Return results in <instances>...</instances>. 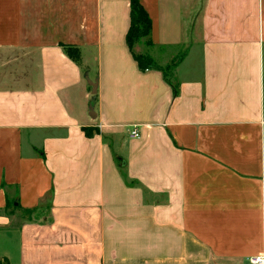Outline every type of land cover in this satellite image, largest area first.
Here are the masks:
<instances>
[{
  "label": "crops",
  "instance_id": "obj_1",
  "mask_svg": "<svg viewBox=\"0 0 264 264\" xmlns=\"http://www.w3.org/2000/svg\"><path fill=\"white\" fill-rule=\"evenodd\" d=\"M139 1L176 93L138 69L129 0H0L8 264L264 256V0Z\"/></svg>",
  "mask_w": 264,
  "mask_h": 264
},
{
  "label": "trees",
  "instance_id": "obj_2",
  "mask_svg": "<svg viewBox=\"0 0 264 264\" xmlns=\"http://www.w3.org/2000/svg\"><path fill=\"white\" fill-rule=\"evenodd\" d=\"M150 32L151 20L146 10L139 0H129V27L125 33V43L133 59L136 61L138 69L141 71H146L148 69H157L161 71L164 80L171 86L173 93H176L177 87L168 76V71L172 64H167L165 66L157 65L148 53H137L134 50V46L142 41L148 46L152 45ZM64 50L74 62H79V50L76 47L64 45ZM83 130L87 135L89 134L88 128L85 127ZM0 264L8 263L0 259Z\"/></svg>",
  "mask_w": 264,
  "mask_h": 264
},
{
  "label": "built area",
  "instance_id": "obj_3",
  "mask_svg": "<svg viewBox=\"0 0 264 264\" xmlns=\"http://www.w3.org/2000/svg\"><path fill=\"white\" fill-rule=\"evenodd\" d=\"M129 136L131 138H137L139 136V131L135 126L129 131ZM246 260L249 264H264L263 254L248 256Z\"/></svg>",
  "mask_w": 264,
  "mask_h": 264
},
{
  "label": "rangeland",
  "instance_id": "obj_4",
  "mask_svg": "<svg viewBox=\"0 0 264 264\" xmlns=\"http://www.w3.org/2000/svg\"><path fill=\"white\" fill-rule=\"evenodd\" d=\"M147 46L148 45L142 41L140 44H136L134 46V50L137 53H140V52L145 53L146 52L145 50H147ZM91 67H92V65H91ZM91 71H92V68H91Z\"/></svg>",
  "mask_w": 264,
  "mask_h": 264
},
{
  "label": "water",
  "instance_id": "obj_5",
  "mask_svg": "<svg viewBox=\"0 0 264 264\" xmlns=\"http://www.w3.org/2000/svg\"><path fill=\"white\" fill-rule=\"evenodd\" d=\"M89 84H90V86H91V92H92V95H94L95 92H96V82H95V81H90V80H89Z\"/></svg>",
  "mask_w": 264,
  "mask_h": 264
}]
</instances>
